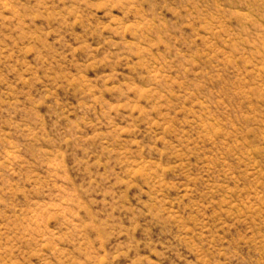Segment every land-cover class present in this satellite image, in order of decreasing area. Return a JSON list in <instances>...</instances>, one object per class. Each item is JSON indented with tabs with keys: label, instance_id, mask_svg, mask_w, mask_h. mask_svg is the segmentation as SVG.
<instances>
[{
	"label": "rangeland",
	"instance_id": "1",
	"mask_svg": "<svg viewBox=\"0 0 264 264\" xmlns=\"http://www.w3.org/2000/svg\"><path fill=\"white\" fill-rule=\"evenodd\" d=\"M0 264H264V0H0Z\"/></svg>",
	"mask_w": 264,
	"mask_h": 264
}]
</instances>
